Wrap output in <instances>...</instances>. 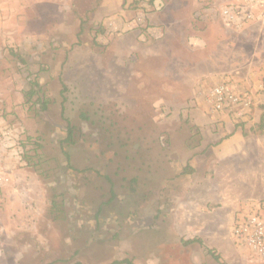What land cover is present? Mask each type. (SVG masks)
<instances>
[{
  "label": "rangeland",
  "instance_id": "rangeland-1",
  "mask_svg": "<svg viewBox=\"0 0 264 264\" xmlns=\"http://www.w3.org/2000/svg\"><path fill=\"white\" fill-rule=\"evenodd\" d=\"M247 1L201 0L194 13L212 47L181 52L206 64L214 52L223 72L213 79L196 62L146 57L126 32H100V0H0V116L42 144L34 163L0 167V264H220L208 249L226 264H264L233 233L264 214V19L221 15ZM222 78L256 96L246 116L204 103ZM196 113L223 117L209 122L213 136ZM66 117L79 129L71 166ZM224 119L240 134L217 142Z\"/></svg>",
  "mask_w": 264,
  "mask_h": 264
},
{
  "label": "crops",
  "instance_id": "crops-1",
  "mask_svg": "<svg viewBox=\"0 0 264 264\" xmlns=\"http://www.w3.org/2000/svg\"><path fill=\"white\" fill-rule=\"evenodd\" d=\"M200 1L201 0H153V2L150 3L149 0H100L96 8L95 18L98 17L101 21L106 34L111 33L115 35V33L120 31L126 32L124 35H129L133 38L135 48H145L147 52V56L145 55L146 57L150 56L153 57V59L156 58V62L160 60L166 65H170L172 62L178 63V61L184 65H191V63L196 62L195 65L199 71V75L210 74V77L216 79L217 77L213 75H219L223 70L220 69L222 65H216L211 60L214 52L207 53V64L203 61L195 60L194 57L191 58L192 54L190 51L189 53L186 51L185 53L181 52L183 49L196 48L194 43L199 45L198 48H203L205 52L207 48L210 49L212 47L210 40L206 37L207 34L202 35L201 33L203 32L201 22L194 18V13L197 7H199ZM159 2L164 3V7L161 10L154 9L151 12H147L148 10H146L147 18L142 17V25L146 26L144 28V33L142 31L140 33L130 30L137 26V19L141 16L137 13L141 8L145 9L146 6H153L155 3ZM209 28V26H205V30ZM201 41L205 42L203 47L201 46ZM225 41L227 40L221 39L220 45L222 44V47ZM202 55L205 56L206 54L202 53ZM202 66L206 68L200 72L201 70L199 69H201ZM256 87L257 85H255L254 88ZM258 91L259 89H257V92ZM257 101H259V104L264 101L261 91L257 94ZM219 117V115H209L205 117L203 115L201 116L200 113L197 114V119L202 128H208V131L206 130L208 136H213L209 132L211 124L209 122L214 123ZM224 120L226 122L222 124L218 129L217 135H215V137L219 136L220 138L217 142H226L225 139L239 136L240 134L238 127H235L227 119ZM245 130V128H242V133Z\"/></svg>",
  "mask_w": 264,
  "mask_h": 264
},
{
  "label": "built area",
  "instance_id": "built-area-1",
  "mask_svg": "<svg viewBox=\"0 0 264 264\" xmlns=\"http://www.w3.org/2000/svg\"><path fill=\"white\" fill-rule=\"evenodd\" d=\"M227 23L242 24L245 21L264 19V0H249L225 6L221 11ZM137 19V24L142 22ZM205 103L216 112L233 113L244 117L256 103L252 91L242 89L231 81H220L213 84L204 93ZM18 132L7 125L0 116V164L4 161L6 150L11 148L18 139ZM234 235L246 243L256 254L264 258V214L255 212L242 217L233 226Z\"/></svg>",
  "mask_w": 264,
  "mask_h": 264
},
{
  "label": "trees",
  "instance_id": "trees-1",
  "mask_svg": "<svg viewBox=\"0 0 264 264\" xmlns=\"http://www.w3.org/2000/svg\"><path fill=\"white\" fill-rule=\"evenodd\" d=\"M149 2L152 3L153 0H149ZM104 31H105V29L102 27L100 32L103 33ZM35 81L36 82H34L33 86L39 87L40 86L39 82L37 80H35ZM220 81H227V80L222 78ZM62 83H63V81H62ZM235 85H237V84H235ZM34 87L30 91H27L28 100H32V97H34V95L37 93V90H35L36 88H34ZM67 89L68 88H67L66 84L63 83V89H62V95L63 96H64V93L67 91ZM65 99H67L66 96H64V100ZM203 101H205L204 96H203ZM43 103L44 104H43L42 108L44 110H46L47 104L45 103V101ZM261 106H262V104H261ZM262 108L264 109V106ZM63 113H65L64 107H63ZM84 114L85 113H82V116H84ZM65 119L67 121V126H66V130H65L66 136H65V138H63L60 141V148H61V151L64 154L66 160L68 161V164L71 166V157H70V152H69L68 148L70 146H73L76 143L77 134L79 132V129L75 124H73V122L69 118L66 117ZM261 120H262V122H264V111H263V114L261 116ZM238 126H240V124H237V127ZM244 133H245V131H244ZM19 134L17 137L18 139L15 141L14 145L11 148H9L8 150H6L5 159L0 164V167L1 166L2 167H6V166L14 167L15 165H17V164L20 165L21 163H25L28 165V164H31L33 162L34 156H36L37 151L41 148L42 144L40 143L38 137H33V136L28 135L25 139H22ZM32 151H34V152L36 151V152L33 154V153H31ZM183 172H186V171L184 170ZM112 191H113V189H112ZM52 202H53L54 209L58 208L56 201L52 200ZM192 242L194 243V242H202V241L199 237H196L194 239H188L185 241V243H187V244L192 243ZM208 251L211 254H213L214 258L220 264H226L223 261H220V256L218 254H216L213 249H208ZM124 262H126L128 264H132V261H130L129 259L119 260V261H116L115 263H124ZM76 264H78V263H76Z\"/></svg>",
  "mask_w": 264,
  "mask_h": 264
},
{
  "label": "clouds",
  "instance_id": "clouds-1",
  "mask_svg": "<svg viewBox=\"0 0 264 264\" xmlns=\"http://www.w3.org/2000/svg\"><path fill=\"white\" fill-rule=\"evenodd\" d=\"M204 44H205V42L201 41V46H202V47L204 46Z\"/></svg>",
  "mask_w": 264,
  "mask_h": 264
}]
</instances>
